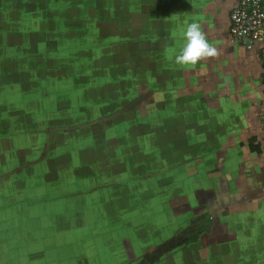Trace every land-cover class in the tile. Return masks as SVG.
<instances>
[{
    "label": "rangeland",
    "instance_id": "374dc122",
    "mask_svg": "<svg viewBox=\"0 0 264 264\" xmlns=\"http://www.w3.org/2000/svg\"><path fill=\"white\" fill-rule=\"evenodd\" d=\"M149 13L150 0H0V176L40 160L0 179V264H117L121 221L128 237L138 222L169 224L166 173L181 162L182 135H172L181 118L168 111L180 109L182 72L176 55L139 42H149ZM152 91L103 126L47 135ZM206 221L193 219L150 255L152 246L131 243L125 263L168 264L162 256L207 231Z\"/></svg>",
    "mask_w": 264,
    "mask_h": 264
},
{
    "label": "crops",
    "instance_id": "0c3cea01",
    "mask_svg": "<svg viewBox=\"0 0 264 264\" xmlns=\"http://www.w3.org/2000/svg\"><path fill=\"white\" fill-rule=\"evenodd\" d=\"M153 2L150 0V25L144 29L149 31V42L142 37L140 43L160 48V54L177 55L185 43L186 25L195 21L218 54L195 65H180V109L175 115L168 111L173 121L181 118L180 128L172 125L177 131L172 135H182L181 162L175 166L172 160L173 170L166 173L168 205L162 214L170 222L157 228L147 220L138 222L128 237L121 221L123 258L115 263L131 264L125 262L133 258L127 254L135 241L152 246L147 251L150 255L188 230L193 219H204L207 231L190 243L182 242L185 244L173 254L165 253L160 262L264 264V86L259 47L247 49L243 42L229 40L230 14L238 0ZM154 12L164 17L156 21ZM167 60L171 63L169 57ZM153 96L152 91L151 99ZM171 103H177L174 96ZM178 168L180 178L174 172ZM165 229L160 239H154L153 232ZM141 256L134 255L138 260Z\"/></svg>",
    "mask_w": 264,
    "mask_h": 264
},
{
    "label": "built area",
    "instance_id": "2783aa9c",
    "mask_svg": "<svg viewBox=\"0 0 264 264\" xmlns=\"http://www.w3.org/2000/svg\"><path fill=\"white\" fill-rule=\"evenodd\" d=\"M229 40L247 49L258 45L264 86V0H238L230 14Z\"/></svg>",
    "mask_w": 264,
    "mask_h": 264
},
{
    "label": "clouds",
    "instance_id": "9594fccd",
    "mask_svg": "<svg viewBox=\"0 0 264 264\" xmlns=\"http://www.w3.org/2000/svg\"><path fill=\"white\" fill-rule=\"evenodd\" d=\"M184 46L175 56L178 65H195L202 58L214 57L217 49L209 42L199 22L188 23L183 31Z\"/></svg>",
    "mask_w": 264,
    "mask_h": 264
},
{
    "label": "water",
    "instance_id": "95a60500",
    "mask_svg": "<svg viewBox=\"0 0 264 264\" xmlns=\"http://www.w3.org/2000/svg\"><path fill=\"white\" fill-rule=\"evenodd\" d=\"M152 95V92H149L145 95H143L142 97H140L139 99L133 101L131 104L127 105L125 108L119 110L118 112H115L114 114L110 115V116H107V117H104L100 120H96V121H93V122H90V123H86V124H81V125H77L75 127H69V128H62V129H54L52 131H48L47 132V135L50 136L51 133L53 132H64V131H74V130H78V129H83V128H86V127H91V126H94V125H102L103 124H107L108 122H111L112 120L126 114V113H129V112H133L135 111L137 108V106L142 102V101H145L147 98L151 97ZM48 145V142L47 144ZM40 162V160H37L35 162H32V163H29V164H25L23 166H20L19 169L17 170H13L11 172H8L2 176H0V179H4V178H7V177H10V176H14V175H18L20 174L23 170H25L26 168L30 167V166H34L36 164H38Z\"/></svg>",
    "mask_w": 264,
    "mask_h": 264
},
{
    "label": "bare ground",
    "instance_id": "6f19581e",
    "mask_svg": "<svg viewBox=\"0 0 264 264\" xmlns=\"http://www.w3.org/2000/svg\"><path fill=\"white\" fill-rule=\"evenodd\" d=\"M142 97V96H141ZM143 102V101H142Z\"/></svg>",
    "mask_w": 264,
    "mask_h": 264
}]
</instances>
